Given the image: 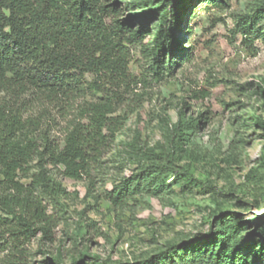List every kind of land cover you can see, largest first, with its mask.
<instances>
[{"label": "rangeland", "instance_id": "obj_1", "mask_svg": "<svg viewBox=\"0 0 264 264\" xmlns=\"http://www.w3.org/2000/svg\"><path fill=\"white\" fill-rule=\"evenodd\" d=\"M209 1L172 0L169 11H180V46L162 58L161 80L148 51L164 18L146 13L166 0L110 1L120 20L147 32L131 53V79L118 112L127 122L90 175L75 181L53 170L63 191L42 197L54 219L51 238L39 231L16 245L22 252L11 237L1 238L0 264H74L83 254L82 264H134L171 244L204 238L214 222L230 216L244 229L243 244L257 242L254 233L264 227V18L254 16H264V0H215L221 8L204 11ZM172 138L181 139L178 166L197 185L175 184L171 176L160 193L145 190L114 202L113 187L137 168L130 146L161 152Z\"/></svg>", "mask_w": 264, "mask_h": 264}, {"label": "trees", "instance_id": "obj_2", "mask_svg": "<svg viewBox=\"0 0 264 264\" xmlns=\"http://www.w3.org/2000/svg\"><path fill=\"white\" fill-rule=\"evenodd\" d=\"M110 1L0 0V239L11 237L15 251L39 231L51 238L54 219L42 197L63 191L53 170L75 181L90 175L127 122L126 114H118L123 89L131 79L132 50L147 32L120 20L121 10ZM171 2L151 5L146 13L164 18L148 51L157 80L166 73L164 55L180 46V11H169ZM209 5L204 11L221 8L215 0ZM244 29L248 34L250 28ZM179 141L170 139L171 148L161 152L130 146L137 168L113 187L111 199L120 204L145 190L160 193L171 176L175 184L197 185L177 164ZM243 230L231 216L220 219L206 237L171 244L134 264H264V227L254 233L256 243L243 244Z\"/></svg>", "mask_w": 264, "mask_h": 264}]
</instances>
